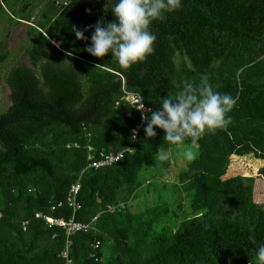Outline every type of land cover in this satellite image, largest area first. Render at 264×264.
I'll list each match as a JSON object with an SVG mask.
<instances>
[{"label":"trees","instance_id":"1","mask_svg":"<svg viewBox=\"0 0 264 264\" xmlns=\"http://www.w3.org/2000/svg\"><path fill=\"white\" fill-rule=\"evenodd\" d=\"M9 1L0 0V13ZM39 1L41 11L28 26L29 65L5 76L11 104L0 114L6 120L0 133V264H65V232L36 213L92 226L72 237L71 264H259L264 188L258 200L255 195L257 185L264 186V164L257 169L254 162L252 176H224L231 156L242 158L240 170H249L245 157L264 161V0H181V8L151 23L154 52L128 68L111 53L96 58L84 51L92 28L87 40L72 31L101 17L115 21L106 0ZM32 3L13 0L9 23H30L31 10L24 7ZM7 55L0 54V64ZM203 75L214 91L236 100L227 113L231 123L206 130L197 158L160 191L156 175L172 159L161 161L157 152L182 146L164 141L159 128L146 138V124L132 141L139 114L123 101L124 91L158 110L162 98H174L185 81L199 84ZM89 147L95 155L124 154L112 166L86 169ZM77 181L80 208L73 213L65 199ZM149 192L158 196L136 210L135 202ZM185 199L190 215L178 222ZM168 217L177 223L171 232L164 227Z\"/></svg>","mask_w":264,"mask_h":264},{"label":"clouds","instance_id":"2","mask_svg":"<svg viewBox=\"0 0 264 264\" xmlns=\"http://www.w3.org/2000/svg\"><path fill=\"white\" fill-rule=\"evenodd\" d=\"M109 5L115 21H105L101 17L95 25L83 30L73 26L72 31L77 40H87L85 32L92 28L90 46L84 51L96 58L111 53L124 68L145 60L154 52L156 36L150 30L151 23L154 20L163 21L166 13L182 7L181 0H106L105 8ZM65 55L71 56L72 52L67 51ZM179 87L181 90L174 98L166 96L161 99L158 110L145 108L143 97L139 96L136 110L150 113V118L143 114L141 116L146 121V138L157 135L155 128L162 129L164 141L182 146L184 158L193 161L198 156V140L205 131L223 129L231 123L227 113L232 110L236 100L230 94L214 91L207 75L201 76L199 84L185 81ZM135 135L136 130H133V139ZM188 138L191 143L185 145ZM169 155L163 149L157 152L161 161H166ZM256 258L259 264H264V245L257 249Z\"/></svg>","mask_w":264,"mask_h":264},{"label":"rangeland","instance_id":"3","mask_svg":"<svg viewBox=\"0 0 264 264\" xmlns=\"http://www.w3.org/2000/svg\"><path fill=\"white\" fill-rule=\"evenodd\" d=\"M56 1H58V5H59L60 3H63L67 0H56ZM12 4H13V0H10L8 3H6L4 7V12L0 13V44L2 45L0 54L5 52L6 50L8 52L7 59L0 64V114H2L11 104L9 97L10 92L7 87V84L5 83V76L13 67L17 65H26V66L29 65L28 56L25 54L26 45L30 41V38H27L28 37L27 34H29L28 26H33L34 19L39 14L43 6V3H41L39 0H33L32 4L34 5L32 9L30 7L31 5L30 6L25 5L24 7L26 10L25 12H29L31 10L32 20L30 23L21 24L16 27V25H14V22L9 23L8 21L10 20V17L14 18V16L12 15V10L10 9ZM5 24H7L8 27L6 29H4ZM4 36L5 39H2ZM6 39H8L7 46L5 45L3 47V45L6 42ZM182 153H183V147H175L170 151L169 157L170 159H172V162L183 161V160L185 162H189L184 158ZM245 158H246L245 162L249 167V171H247V168H243L241 169L243 170V172L240 175H244L245 173L247 175L253 174L255 171L250 166L253 167L254 162H258L257 168H259L262 165V161L254 160L252 157H245ZM235 166L238 167L237 164H235ZM170 172L172 173V168ZM169 177H171V175H169ZM262 187L264 188L262 184L257 185L255 200H258L257 193L260 191ZM157 196L158 194L156 192H149L146 194H142L141 198L135 202V209L142 210L145 205L153 201L152 198ZM164 198H166V196H164ZM179 215L180 216H178V222L182 221L185 217H189L190 210L188 208L187 199H185V201L183 202L182 209L179 212ZM164 223H165L164 227H170L169 230L170 232L173 230V228H175V225L177 224L175 219L172 217H168L167 219H165Z\"/></svg>","mask_w":264,"mask_h":264},{"label":"built area","instance_id":"4","mask_svg":"<svg viewBox=\"0 0 264 264\" xmlns=\"http://www.w3.org/2000/svg\"><path fill=\"white\" fill-rule=\"evenodd\" d=\"M140 95L131 92H125L123 95V101L130 104L136 110L138 107V97ZM144 103V101H142ZM145 108H148L144 103ZM139 114V125L136 128L130 130L131 140L135 141L138 135V131L141 126L146 124V121L141 119L142 114L147 116V113H142L141 111L136 110ZM133 130H136L135 139H133ZM88 156H87V167L86 169H94L97 170L99 168L112 166L113 164L118 163L122 157L124 152L117 153H103L100 152L97 155L93 154L92 148H87ZM80 191V183L79 181L75 182L69 187L68 193L66 195L65 203L68 208L72 209L73 213L80 208L78 202V193ZM62 203H58V206H61ZM35 218L43 219L48 227H55L62 229L65 232L66 240H65V248L62 252V258L65 260V264H71V259L69 258V247L72 245V237L79 233H87L92 229L90 224L77 222L72 217L69 220L57 219L50 216L43 215L41 213H36ZM96 218H93L94 221ZM27 225V222L23 224V226ZM99 246V243L96 242L94 244V249Z\"/></svg>","mask_w":264,"mask_h":264},{"label":"crops","instance_id":"5","mask_svg":"<svg viewBox=\"0 0 264 264\" xmlns=\"http://www.w3.org/2000/svg\"><path fill=\"white\" fill-rule=\"evenodd\" d=\"M233 159H234V161H233V165H232ZM237 159H242V158L236 157V156H231L230 165L228 166V169L226 171L224 178H229V177H233V176H237V175L242 174L243 170L237 169V167L235 166ZM263 162H262V165L264 164ZM187 163L188 162H185L184 160L183 161H176V162L173 161L171 166L168 169L157 173L156 180H155V183L157 182V184L156 185H155V183H152V184L157 186L156 188L160 191L162 190L163 185L169 186V185L173 184L176 181V176L178 175L179 171H181L183 168H185ZM231 165L233 167V170L230 172L229 169L231 168ZM171 168H172V173L170 172ZM247 171H249V170H247ZM256 172H257V170L253 174H250L248 176L255 175ZM169 175H171V177L173 179L171 177H169Z\"/></svg>","mask_w":264,"mask_h":264},{"label":"flooded vegetation","instance_id":"6","mask_svg":"<svg viewBox=\"0 0 264 264\" xmlns=\"http://www.w3.org/2000/svg\"><path fill=\"white\" fill-rule=\"evenodd\" d=\"M22 23H23V24H26L25 21H23ZM6 28H8V27L5 25V28H4V29H6ZM4 37H5V36H4ZM5 45L7 46V41L5 42V44L3 45V47H4ZM9 107H10V106H9ZM9 107H8V108H9ZM8 108H7V109H8ZM7 109H6V110H7ZM6 110H5V111H6ZM5 111H4V112H5ZM5 121H6L5 118H1V119H0V133H4V132H5V127H6V126H5Z\"/></svg>","mask_w":264,"mask_h":264}]
</instances>
